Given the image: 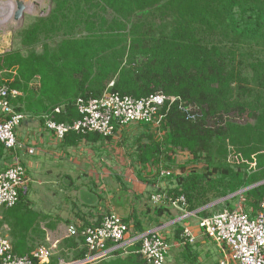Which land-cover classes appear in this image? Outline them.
Wrapping results in <instances>:
<instances>
[{
    "label": "trees",
    "instance_id": "obj_1",
    "mask_svg": "<svg viewBox=\"0 0 264 264\" xmlns=\"http://www.w3.org/2000/svg\"><path fill=\"white\" fill-rule=\"evenodd\" d=\"M54 4L48 16L38 17L20 32L23 45L31 50L44 42L43 52L0 54V84L27 96L14 99L15 108L71 124L82 117L76 106L79 96L99 97L107 91L134 98L157 92L180 96L196 116L188 117L173 103L166 112L168 135L159 140L149 134L150 143L137 149L140 161L167 181L168 188L156 192L184 196L189 212L206 217L211 212L204 207L244 190L218 204L233 209L242 202L251 217L256 215L264 199V183L258 184L264 181V0H54ZM78 29L85 34L76 35ZM56 38L61 41L52 46ZM48 76V83H43ZM34 79H40L36 99V91L29 90ZM91 134L95 133L71 131L66 138L76 144ZM9 152L0 142V164L8 160ZM180 154H187L186 161H179ZM161 166L173 173L162 177ZM173 208L163 201L156 212H166L174 220L178 215ZM2 210L0 225L20 255L32 250L34 233L48 232L38 224L40 213L32 209L25 190L14 207ZM180 225L176 223L177 238L184 231ZM142 232L137 222L136 236ZM50 239L57 246L45 264L87 257L81 232L70 235L67 228L66 234L60 231ZM195 244L181 243L184 264H197ZM140 248L137 240L91 264H148Z\"/></svg>",
    "mask_w": 264,
    "mask_h": 264
},
{
    "label": "built area",
    "instance_id": "obj_2",
    "mask_svg": "<svg viewBox=\"0 0 264 264\" xmlns=\"http://www.w3.org/2000/svg\"><path fill=\"white\" fill-rule=\"evenodd\" d=\"M114 83L112 82L111 85ZM22 95L18 89L8 85H0V142L10 151L20 147L17 128L25 118V114L18 111L13 100ZM173 103L188 113V117H195V109L187 105L180 96L157 92L146 97L134 98L118 92H105L99 97L85 98L79 96L76 106L81 118L73 123L58 122L49 115H44L45 126L54 133L58 140L66 138L69 132L95 133L105 139L115 136L119 127L134 123H145L151 127L159 140L164 139L170 128L166 127L167 111ZM27 152L34 154L33 148ZM162 177L169 176L173 170L160 167ZM30 178L21 160L10 163L0 172V211L14 207L20 198V192L26 190ZM152 201L160 204L163 201L179 210L181 218L196 215L189 212L184 196L172 198L164 190L152 195ZM260 210L253 217L245 211L242 202L233 209L225 208L215 214L201 217L199 225L203 234L213 240L219 249L218 264H264V199ZM70 235L77 236L80 232L85 237L88 249L87 257L79 261L60 259L58 264H91L119 248H127L135 241H141L140 253L148 264H166L170 244L159 230L130 237V226L123 216L116 212L108 213L99 224L83 225L70 224ZM196 242V236L189 228H184L180 244ZM109 244H114L108 247ZM53 245L40 244L29 253L20 255L15 252L12 242L0 235V264H45L54 255Z\"/></svg>",
    "mask_w": 264,
    "mask_h": 264
},
{
    "label": "crops",
    "instance_id": "obj_3",
    "mask_svg": "<svg viewBox=\"0 0 264 264\" xmlns=\"http://www.w3.org/2000/svg\"><path fill=\"white\" fill-rule=\"evenodd\" d=\"M39 81L35 79L29 84V90L37 93L35 99L40 89H35L34 84ZM19 91L22 95L18 98L27 97L24 91ZM23 113L24 131L17 128L21 146L9 152L2 170L15 160H21L31 182L25 193L32 209L40 213L38 224L48 231V235L54 229L66 234L68 225L73 223L99 224L111 212L122 215L128 221L130 237L136 236L137 222L144 229L142 234L159 230L167 239L166 233L170 234V226H176V223L191 229L196 237L203 235L199 220L205 216L192 215L182 219L180 213L171 220L166 212H156L161 203H154L151 197L157 188L167 189L168 184L155 175L149 163L140 161L137 151L142 144L150 143L149 134L156 137L151 127L134 123L118 127L115 136L109 139L91 134V137L74 144L72 137L56 139L41 115ZM28 148H33L35 153H28ZM31 172L40 177L38 183L41 184L33 185L32 193L30 188L34 180ZM42 175L45 179L41 178ZM33 202L39 205L38 208ZM213 244L217 247L214 241ZM217 250L219 261L218 247Z\"/></svg>",
    "mask_w": 264,
    "mask_h": 264
},
{
    "label": "rangeland",
    "instance_id": "obj_4",
    "mask_svg": "<svg viewBox=\"0 0 264 264\" xmlns=\"http://www.w3.org/2000/svg\"><path fill=\"white\" fill-rule=\"evenodd\" d=\"M9 2L13 3V5L8 6ZM19 3L23 4L25 7L24 10L22 11V15H20V17L15 20L14 16L17 13V10H19ZM54 8H55L54 0H0V53H6L10 51H20L23 52L24 54H29L30 51L33 50H36L40 53L43 52L44 42L36 44L31 50V48L25 47L23 45L20 32L26 26H29L34 21H36L38 17L48 16L51 10H53ZM5 15H11L10 16L11 18L5 20ZM81 34H85V32H83L81 29H78L76 35H81ZM60 41L61 38H56L54 43H52V46H55ZM49 79L50 76H48L45 79V81H43V83L45 84L46 82L48 83ZM38 86L39 84H34L35 89H37ZM19 130L24 131V124L19 126ZM187 157H188L187 154H180L178 156V159L180 162H184L186 161ZM3 165L4 163L0 164V169L4 168L5 165L4 166ZM31 175L33 177L34 182L31 185L30 193H32L33 185H41L38 183L40 177L34 175V172H31ZM41 178L45 179L44 175H42ZM163 182L167 183V181H163ZM34 205L36 206V208H38L39 206L36 203H34ZM209 209L211 213H214L223 210L224 206L223 204H218L214 207H210ZM4 211L3 210L0 211V223H1V219L5 217ZM174 212L175 214L179 215V212L177 210H174ZM169 230L171 233L170 234L166 233V236H168V240H169L168 243L170 244V251L167 259V264H184L185 260H183L184 257L182 255L184 248L180 244L181 233L177 238L178 228L175 225L170 226ZM59 233L60 231H55V232L52 231L50 232V236L48 238V232L43 233L41 231H38L34 233L33 236L30 238V245H31L30 247L34 249L36 246L40 244H45V245L55 244L57 246V241L53 242L51 241L50 238L53 239V236L57 238L59 236ZM4 234L9 235V232L6 231L5 226L2 227V225H0V235L5 236ZM196 243L197 244L194 245V249H193L194 253L197 254L196 263L216 264L218 261V250L215 244H213V240L211 241L210 238H208L206 235L203 234V235H198L196 237Z\"/></svg>",
    "mask_w": 264,
    "mask_h": 264
},
{
    "label": "water",
    "instance_id": "obj_5",
    "mask_svg": "<svg viewBox=\"0 0 264 264\" xmlns=\"http://www.w3.org/2000/svg\"><path fill=\"white\" fill-rule=\"evenodd\" d=\"M24 5L23 4H21V3H19V10H17V13L15 14V20L16 19H18L19 17H20V15H22V11L24 10ZM262 183H264V181L263 182H260V183H258V184H262ZM257 185V184H256ZM255 186V185H254ZM251 187H253V186H251ZM251 187H248V188H251ZM247 188V189H248ZM244 190H241V191H239V192H237V193H234V194H232V195H230V196H228V197H233V196H235V195H237V194H240V193H242ZM228 197H225V198H221V199H219V200H217V201H215V202H213L212 204H210V205H208V206H206V207H204V208H207V207H210V206H212L213 204H216V203H218V202H221V201H223V200H225V199H227ZM203 208V209H204Z\"/></svg>",
    "mask_w": 264,
    "mask_h": 264
},
{
    "label": "bare ground",
    "instance_id": "obj_6",
    "mask_svg": "<svg viewBox=\"0 0 264 264\" xmlns=\"http://www.w3.org/2000/svg\"><path fill=\"white\" fill-rule=\"evenodd\" d=\"M3 4H4V3H3ZM7 4H8V3H7ZM9 5H13V3L9 2L8 6H9ZM5 6H7V5H5ZM10 7H11V6H10ZM10 16H11V15H5V20H8L9 18H11ZM16 16H17V15H16ZM16 16H14V17H16ZM5 20H4V21H5Z\"/></svg>",
    "mask_w": 264,
    "mask_h": 264
},
{
    "label": "clouds",
    "instance_id": "obj_7",
    "mask_svg": "<svg viewBox=\"0 0 264 264\" xmlns=\"http://www.w3.org/2000/svg\"><path fill=\"white\" fill-rule=\"evenodd\" d=\"M122 216V215H121ZM101 223V222H100ZM141 235V234H140ZM140 235H138V236H140ZM138 236H134V237H138Z\"/></svg>",
    "mask_w": 264,
    "mask_h": 264
}]
</instances>
